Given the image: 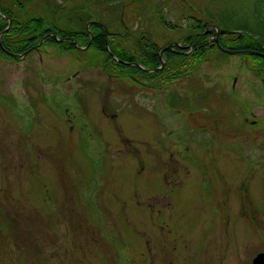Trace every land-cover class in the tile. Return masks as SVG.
<instances>
[{"label": "rangeland", "instance_id": "rangeland-1", "mask_svg": "<svg viewBox=\"0 0 264 264\" xmlns=\"http://www.w3.org/2000/svg\"><path fill=\"white\" fill-rule=\"evenodd\" d=\"M257 1L72 0L63 12L19 0L64 30L96 21L123 37L127 26L159 47L182 44L197 18L255 35ZM87 44L0 58V264H251L264 251V76L252 54L214 49L173 84L126 92L136 84L110 79L106 53Z\"/></svg>", "mask_w": 264, "mask_h": 264}, {"label": "trees", "instance_id": "trees-1", "mask_svg": "<svg viewBox=\"0 0 264 264\" xmlns=\"http://www.w3.org/2000/svg\"><path fill=\"white\" fill-rule=\"evenodd\" d=\"M11 1L12 3L19 4L23 13L19 16L16 12H14V7L11 10H8V8L3 6V3L0 0V13L12 18V26L5 35L1 36L0 39L6 47L10 46L11 50L20 52L31 40L38 39L39 36L46 31L45 29L47 27L45 26H47L46 23L48 22L45 20L46 18L26 15L25 6L22 2H19V0ZM149 1L150 0H133L132 4L135 6L137 3L141 4ZM43 3L45 5L48 4L49 7L53 8L60 7L56 5L53 6L48 0H43ZM251 14L256 25L254 29L255 35L248 33L247 29L243 30L241 28H236L240 31L235 34L219 35V43L223 47L229 49L258 50L264 53V0L257 1V3L253 6ZM211 17H214V14H211ZM160 18V22L163 25L167 23L164 19H162V17ZM189 18L192 19V16H189ZM217 19L221 21L226 20V18L219 13L217 14ZM208 22H210V20H207L205 24L201 26L200 19L197 18L195 27L197 30L195 31H203L207 27ZM6 25V20L0 17V32L6 27ZM187 29L188 32L183 37L186 43L190 42L192 33L194 32L192 29H194V27L190 26V28L188 27ZM89 30L90 33L92 31L96 32L94 40L90 43V46L94 48L97 53L105 52L106 55L104 58L106 61H110L112 59L111 57L113 52L118 59H122L126 62L139 61L147 68H154L160 63L158 58V50L160 47L155 42H144V37H141L140 39H137L141 41L131 43L130 41L127 42L128 38L126 35H123V37L125 36V38H123L121 36H114V34H110V36L105 39L104 30L97 23L90 25ZM84 31V34L87 35L85 27ZM215 34L216 33L213 28H210L206 35L205 33H202L201 35L199 34L194 43L196 47L191 50V52H187V50L175 52L172 49H169L166 53L168 62L164 65V67L156 72H148L147 75L158 77L160 74L164 73L166 77H169L173 75L177 76V73H179L178 77H182L184 70L195 69L201 61L209 58H206V56H209L214 49L218 50L220 53H224L215 44ZM210 37L212 38L210 39ZM10 39H14L13 42L10 41ZM84 40H87V38ZM106 49L109 50L108 54ZM145 54L146 57L144 58ZM252 57L255 61L253 71H255L257 75L264 76V57L255 54H252ZM127 67L133 69L137 68L132 65V63L126 64L125 66H120V68H122L120 72L125 74L124 68ZM124 74H121V76H124Z\"/></svg>", "mask_w": 264, "mask_h": 264}, {"label": "flooded vegetation", "instance_id": "flooded-vegetation-1", "mask_svg": "<svg viewBox=\"0 0 264 264\" xmlns=\"http://www.w3.org/2000/svg\"><path fill=\"white\" fill-rule=\"evenodd\" d=\"M68 1H72V0H66L65 4L61 5L60 7L54 8V9H57L58 11H60L61 9H63V11H66V10L69 11V9H71V10L74 11L76 9L75 4H70V2H68ZM10 19H11V21H10V24H11L10 27H11L12 26V18L10 17ZM4 20H6V19H4ZM87 23H89L87 25L88 29L84 25V27L86 28L85 30L87 31V34H88L87 40H84L82 38L84 36L83 33L85 31L83 32V31L64 30V29L60 28L59 25L53 20H51L48 23H46V25H47V26H45V27H47L45 29L46 31L43 32V34L41 36H39L38 39L31 40L28 43V45H26L23 48V50L20 51V52H16V51L11 50L10 46L6 47L2 43V41L0 39V41H1V44H0V58L3 59V60H7V61L19 62V60L25 59L27 55H30L32 53L37 54V56L39 57L43 53H47V50L44 49L43 46L45 44H48V43H49V47L56 48L59 52L64 53V54L72 53L74 51H79L82 48L81 46L86 45L88 43V41H90V43H92L93 40H94V36H95L96 32L92 31L90 33L89 27L93 23H96V21H89ZM8 30H7V32H8ZM208 32H209V29H204L203 31H200V32L194 31L192 33V38H191L190 42L186 43L185 40L183 39L182 44L179 43L180 46H187V47H183V48L182 47H178L177 46L178 42H176V40H173V41L169 42V43H173V44L167 43L166 45L160 47V49L158 50V58H159L160 63H161L162 59L164 60L165 64L168 62L167 61V57H166V53H167V51L169 49H172L175 52L184 51V50H187V52H191V50H193L196 47L194 45V43H195V40H196L197 36L199 34L201 35L202 33H205V35H206ZM6 33H4L2 35H5ZM104 33H105V39H107L110 36V34H114L116 36L119 34L117 32L108 31V29H107V32L104 30ZM106 33H107V35H106ZM123 35H126L127 37H129V41L131 43L132 42H136V41H141V40H137V39H140L141 37H144L141 31H131V29H128L127 26L125 28V31H124ZM211 38L212 37H210V39ZM13 40L14 39H10V41H12V42H13ZM82 41H85V44L81 45L80 43ZM167 45H170V46H169V48H167V50H165L161 54V59H160L159 52H160V50L163 47H165ZM9 47H10V49H9ZM89 47H91L90 44L88 45L87 48H89ZM145 57H146V54H145L144 58ZM111 58L112 59L110 61H106L105 60L103 62V65H105L107 62L112 64V66L110 67V70L108 69V71L105 72L104 70H106V69L103 70L102 67H98V69L103 71L106 75L111 76L110 79L111 78L112 79L113 78H115V79L125 78L127 80L133 81L136 84L135 86L132 87L131 85H128V84L126 86H124V89L126 90V92H132L133 88L136 89V88H138L140 86H144V87L151 86L153 88H159L160 89V87L166 86L168 82L170 84L171 83L173 84L174 81L177 80L178 76H179V73H177V76L173 75V76H169V77H166L164 73L160 74L158 77L148 76L147 75L148 72H156L158 70H156V71H147L146 69H154V68L158 67L160 65V63H159L158 66H156L154 68H147L143 64H141L139 61L126 62V61H124L122 59H118L113 52H112V57ZM129 63L130 64L132 63V65L137 67L136 69L132 70L133 72L126 71L125 74L121 73L120 70H118V73H112L111 72V70L116 71L118 69V67L125 66L126 64H129ZM135 63H138L141 67H139L138 65H135ZM121 74H124V76H121ZM147 78H151V79L147 80ZM260 81L264 84V78H260ZM178 114H181V113L178 112ZM181 121H182V124L185 125V128H187L186 130L189 129V127H186V126H188V122H191L193 124V129L196 131V126L197 125H195L194 118H192V119L190 118L189 121L186 122L187 124H185V122H183V120L181 118L180 119V123L178 125L180 127H182ZM198 126L203 127L204 125L202 123H199ZM180 133H181V131L179 132V134ZM182 135H185V134H182ZM208 194H211L210 196L214 195L213 198L216 197V195H215L216 193L215 192H208ZM238 199L240 201V197H238Z\"/></svg>", "mask_w": 264, "mask_h": 264}, {"label": "water", "instance_id": "water-1", "mask_svg": "<svg viewBox=\"0 0 264 264\" xmlns=\"http://www.w3.org/2000/svg\"><path fill=\"white\" fill-rule=\"evenodd\" d=\"M0 17H2V18H6V17H5L3 14H1V13H0ZM6 19H8V18H6ZM8 20H9L8 25L2 30V32H0V35L3 34V33H5V32L8 30V28H9V26H10V19H8ZM97 24H99L100 26L103 27L104 30H106L105 26H104L102 23L97 22ZM209 27H212V28L215 29V31H216V34H215V43H216L217 47H218L222 52L227 53V54H238V53H242V54H255V55H258V56H262V57H264V53L261 52V51H258V50H233V49H229V48H225V47H223V46L220 45V43H219L218 36H219L220 34H232V33H236V32H234V31H230V30H227V29H218V28H216L214 25H210V26H208L207 29H208ZM0 44H1V43H0ZM172 44H173V43H172ZM169 46H170V45H167V46L163 47V48L160 50V52H159V57H160V59H161V54H162L165 50H167V48H169ZM177 46H178V47H182V48H183V47H187V46H180L179 44H177ZM24 53H25V52H24ZM14 55H15V54H14ZM164 64H165V62H164V60L162 59L160 65H159L158 67H156V68H154V69H146V70H147V71H156V70H158V69H161V68L164 66ZM135 65H138L139 67H141L138 63H135ZM251 263H252V264H264V252H259V253H257V254L252 258Z\"/></svg>", "mask_w": 264, "mask_h": 264}]
</instances>
